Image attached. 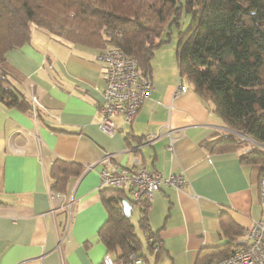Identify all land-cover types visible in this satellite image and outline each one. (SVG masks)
<instances>
[{"label":"crops","instance_id":"crops-1","mask_svg":"<svg viewBox=\"0 0 264 264\" xmlns=\"http://www.w3.org/2000/svg\"><path fill=\"white\" fill-rule=\"evenodd\" d=\"M100 52L33 27L29 43L5 55L6 76L21 98L16 107L0 102V264H104L105 256L136 257L108 251L98 235L108 220L109 198L100 174L111 167L144 166L162 177L181 173L187 179L183 190L162 185L147 208L150 230L160 240L157 254L147 243L153 237L144 238L137 220L140 239L130 221L145 264H196L208 249L234 246L260 215L259 167L243 162L240 151L214 145L230 130L180 78L178 66L153 63L156 52L148 75L152 90L133 120L125 124L117 115L114 134L101 132ZM58 159L81 170L62 192L51 189ZM135 207L139 219L138 206L130 215Z\"/></svg>","mask_w":264,"mask_h":264},{"label":"trees","instance_id":"trees-1","mask_svg":"<svg viewBox=\"0 0 264 264\" xmlns=\"http://www.w3.org/2000/svg\"><path fill=\"white\" fill-rule=\"evenodd\" d=\"M183 16L189 22L180 30ZM33 27L73 45L119 48L134 57L145 76L154 51L175 36L180 78L230 130L214 145L240 151V159L259 167V178L264 177V0H0V102L6 107L19 106L21 96L6 76L5 55L29 43ZM80 171L76 164L54 161L51 189L62 192L68 177ZM104 192L108 220L100 240L108 251L141 257V242L120 206L126 193L109 187ZM129 202L139 207V228L144 238L155 239L159 248H149L157 254L161 245L148 224L150 202ZM229 245L208 249L196 264L228 256L237 243Z\"/></svg>","mask_w":264,"mask_h":264},{"label":"built area","instance_id":"built-area-1","mask_svg":"<svg viewBox=\"0 0 264 264\" xmlns=\"http://www.w3.org/2000/svg\"><path fill=\"white\" fill-rule=\"evenodd\" d=\"M97 59L104 67L102 76L104 88L99 106L101 120L98 123V129L112 136L116 128L113 118L122 115L123 122L129 124L152 90V83L150 77L139 71L134 57L125 54L119 48H105L97 55ZM178 91L184 94L186 87L179 85ZM31 101L34 105H38L35 97H32ZM100 178L102 186L128 193L136 204L151 202L162 185L183 190L188 183L181 173L162 177L158 173L148 171L144 166L131 171L119 170L115 167L106 168L102 170ZM258 192L259 217L251 223L245 234L238 240L237 247L228 256L210 264H264V177L258 180ZM147 243L157 245L153 238H148ZM103 263L145 264L141 258L132 254L120 261H114L105 256Z\"/></svg>","mask_w":264,"mask_h":264},{"label":"rangeland","instance_id":"rangeland-1","mask_svg":"<svg viewBox=\"0 0 264 264\" xmlns=\"http://www.w3.org/2000/svg\"><path fill=\"white\" fill-rule=\"evenodd\" d=\"M181 21H182V24L180 26V30H184L189 22V17L183 16ZM154 52H156L155 54L158 55L157 60L153 62L154 64H161L163 66H166L172 69L175 68L177 70L175 41L173 40V38L167 43H163L162 45H160ZM137 220H138V209L135 207L132 211V214L130 215V221L135 225V231L139 235V238L141 239V233L139 232L140 230L137 229Z\"/></svg>","mask_w":264,"mask_h":264},{"label":"water","instance_id":"water-1","mask_svg":"<svg viewBox=\"0 0 264 264\" xmlns=\"http://www.w3.org/2000/svg\"><path fill=\"white\" fill-rule=\"evenodd\" d=\"M120 202H121L122 211H123L124 216L129 217L131 210H132V206L130 202L127 199H123Z\"/></svg>","mask_w":264,"mask_h":264}]
</instances>
